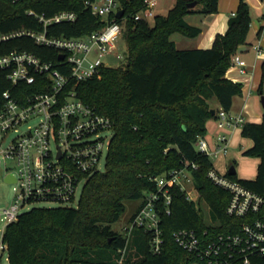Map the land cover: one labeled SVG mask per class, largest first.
Listing matches in <instances>:
<instances>
[{"label": "trees", "instance_id": "trees-1", "mask_svg": "<svg viewBox=\"0 0 264 264\" xmlns=\"http://www.w3.org/2000/svg\"><path fill=\"white\" fill-rule=\"evenodd\" d=\"M122 27L126 46L125 63L117 68L102 67L90 79L73 86L76 97L112 123L104 169L87 176L75 207H33L8 224L2 235L7 264H99L112 263L122 234L112 229L127 200H142L156 190L155 179L173 170L186 169L192 184L206 205L215 232L229 230L234 221L224 215L228 201L225 189L207 178L211 161L194 149L204 136L205 124L217 109L228 112L242 86L225 78L231 58L246 46L251 22L250 8L238 0L222 35H216L207 49H176L172 34L194 38L200 30L184 17L217 12L218 0H176L164 15L134 20L142 0H121ZM196 1L192 8L187 3ZM199 6V7H197ZM73 12V22L46 26L48 37L79 38L104 26V20L90 14L83 0H0V35L19 31L42 32L36 17L45 19L59 12ZM259 30L257 37L260 35ZM25 52L58 67V51L40 46L25 36L0 43V55ZM59 69V67H58ZM256 93L264 95V60L260 62ZM6 83L2 90L7 89ZM213 111V113H212ZM240 136L251 141L243 156L258 159L254 180L237 179L245 187L264 194V115L259 123L247 122ZM192 165L196 168L193 169ZM234 167V161L229 167ZM170 214L161 217L164 251L152 257L141 244L143 232L133 230L128 244V264H187L188 256L172 240L178 229L206 227L204 212L186 200L179 187L170 188Z\"/></svg>", "mask_w": 264, "mask_h": 264}, {"label": "built area", "instance_id": "built-area-1", "mask_svg": "<svg viewBox=\"0 0 264 264\" xmlns=\"http://www.w3.org/2000/svg\"><path fill=\"white\" fill-rule=\"evenodd\" d=\"M157 1L142 0L134 20L152 19L156 15ZM83 6L105 22L102 28L87 36L56 38L46 35V26L75 20L73 12L65 11L47 19L36 17L43 26L42 32L0 35V43L25 35L35 44L55 49L59 67L30 53L0 55V135L16 134L0 152V172L4 177L10 175L11 184H15L12 202L0 209L1 235L8 224L29 210H25L26 207L37 202H51L54 207H75L87 176L104 169L113 135L112 123L83 104L76 97L73 86L106 67L103 57L114 54L116 59H121L115 43L122 27L115 21V14L122 10L120 20L123 21L124 10L121 0H83ZM261 25L264 27V16ZM254 50L256 56L264 55V48L256 45ZM245 69L246 64L236 53L226 73L235 70L244 76ZM3 83L10 87L2 90ZM213 121L216 128L213 140L208 142L204 136H199L193 146L210 161L224 160L232 132L240 131L249 120L242 112L229 114L219 109ZM224 165L222 174L212 166L206 175L228 193L224 215L234 221L229 230L215 232L218 225L211 222L200 231L175 230L172 240L188 256L187 264H264V194L229 178L226 174L229 164ZM192 168L196 167L192 165ZM155 182L156 190L144 195L129 227L119 232L123 245L117 248L116 258L109 264H128L131 252L128 253L127 247L133 230L143 232L141 244L146 246L150 256H160L164 251L161 217L170 214V188L179 187L189 202L195 203L198 197L186 169L173 170L156 178ZM187 185L194 192V198ZM3 252L6 251L0 238V258Z\"/></svg>", "mask_w": 264, "mask_h": 264}, {"label": "rangeland", "instance_id": "rangeland-1", "mask_svg": "<svg viewBox=\"0 0 264 264\" xmlns=\"http://www.w3.org/2000/svg\"><path fill=\"white\" fill-rule=\"evenodd\" d=\"M176 0H158L157 5L154 8V13L156 15H164L166 12L173 6ZM229 0H220L218 3V10H225L227 7V2ZM255 3L257 0H252ZM259 1V0H258ZM199 7V6H197ZM257 14V10L255 8H252L250 11L251 20H255V16ZM149 24H152V19L149 20ZM249 32L247 33V41L251 43V46H249L247 52L239 53V57L243 60H245L246 66L252 64L254 61L258 62L260 59L264 58V55L255 56V50L254 45L256 44L254 31H253V25H249ZM178 38H182L178 34H172L170 36V40L174 41ZM184 40V39H183ZM116 47V53L121 56V59H116L115 55H108L102 58V61L104 62L105 66L108 68H117L125 63V53H126V46L125 42L123 40V36L119 37V39L115 43ZM248 67V66H247ZM252 99L255 101L256 106V114L261 115L262 109L260 106V103L258 101L259 95L253 91ZM16 134H13L12 132L9 133L6 136L0 135V152L7 147L11 139ZM237 139L236 132L233 135ZM232 139V138H231ZM251 147V141L247 138H242L237 140L235 145L228 149V152L226 153L225 159L222 160L221 158H216L211 161L212 165L216 169V171L220 174L224 172V163L230 164L234 161V168H235V177L237 179L241 180H254L256 176V166L258 164V159L255 157H249V156H243L242 152L246 151ZM1 161V159H0ZM4 174L3 172H0V209L8 206L13 198H14V187L15 184L11 183H5L3 181ZM187 189L191 190L190 185H187ZM192 197L194 198V192L191 190ZM140 199L138 200H127L124 202V211L120 215L118 221L111 225L112 229L117 232H122L124 229H127L129 227L130 219L135 214V212L138 210V208L141 205ZM195 204L198 206L201 212H204V219L206 226H209L211 224L210 220L207 216V209L205 203L202 201V199L199 197L196 198ZM55 205L51 202L41 201L37 202L34 205L26 207L25 210L30 209L31 207H54ZM3 229V222L0 221V238H1V232ZM0 264H7V255L6 252L2 253V256L0 258Z\"/></svg>", "mask_w": 264, "mask_h": 264}, {"label": "crops", "instance_id": "crops-1", "mask_svg": "<svg viewBox=\"0 0 264 264\" xmlns=\"http://www.w3.org/2000/svg\"><path fill=\"white\" fill-rule=\"evenodd\" d=\"M219 1L220 0H218L217 2V12L214 14H210V15L192 14L184 17V20L188 25L199 28L200 32L194 38H187L180 35L182 38H178L177 40L172 41L176 49L179 50L207 49L211 46L212 40L216 35H222L225 32L227 27V19L234 13L238 0H229L227 2V7L225 8V10H218V3H220ZM245 1L249 6L250 11L252 8H255L257 10L255 20L253 19L250 22V26L253 25V31L256 40V44L254 46L258 45L261 48H264V27H262L261 25V18L262 16H264V2H262L261 0L259 1L257 0L256 3L252 0H245ZM259 30H261L260 35L259 37H257V32ZM246 43L247 45L243 46L244 47L243 52H247L249 46H251V43L247 41V39H246ZM238 54L239 53H237V55ZM241 60L244 61L245 63V60L243 59ZM262 60H264V58L260 59L258 62L254 61L252 64L247 65L248 67L246 66L245 69L246 75L244 76L239 75L235 70L225 73V78H227L228 80L234 83H239L242 85L241 94L239 96L233 97L231 108L228 111V113L237 114L239 112H242L244 117L247 120H249V122H253V123H259L262 117V114L257 115L255 113L256 104L254 99H252L253 91L256 92V88L260 80L259 65ZM244 80H246V83H244L245 82ZM262 89H264V85H262ZM258 101L260 103V96ZM211 106L217 110L220 109V107L217 105V103L214 100L211 101ZM205 129L206 132L204 134V138L208 142H211L213 140L216 130L213 119H210L206 122ZM235 132L237 135V139L236 137L233 136ZM235 132H232V135L229 140L231 148L235 145L237 140L242 139V137L240 136V131H235Z\"/></svg>", "mask_w": 264, "mask_h": 264}, {"label": "water", "instance_id": "water-1", "mask_svg": "<svg viewBox=\"0 0 264 264\" xmlns=\"http://www.w3.org/2000/svg\"><path fill=\"white\" fill-rule=\"evenodd\" d=\"M186 5H187L188 8H192V7H194L196 5V1H191V2L187 3ZM121 16H122V10L118 11L115 14V18H117V19H120ZM243 49H244V47L238 48L237 49V53H242L243 52ZM59 59H62V56H60ZM260 106H261V109H262V115H264V95H261L260 96ZM212 113H213V111H212ZM226 174L228 176L235 175V168L233 166H230L228 168ZM3 181L5 183H11V182H13V179H12V177L10 175H8V176H5L3 178Z\"/></svg>", "mask_w": 264, "mask_h": 264}]
</instances>
